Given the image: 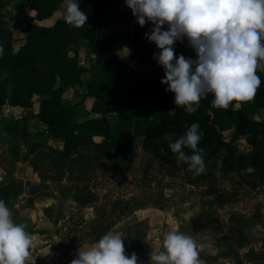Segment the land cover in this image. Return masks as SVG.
Masks as SVG:
<instances>
[{"label":"rangeland","instance_id":"rangeland-1","mask_svg":"<svg viewBox=\"0 0 264 264\" xmlns=\"http://www.w3.org/2000/svg\"><path fill=\"white\" fill-rule=\"evenodd\" d=\"M20 1L4 0L6 17L3 25L6 28L9 25L14 33L15 50L23 41L20 34L26 24L49 23L56 14L63 13L64 7L60 4V11L54 16L38 20L27 6L19 5ZM83 12H90V4ZM9 13L12 18H20L12 20ZM108 13L107 28L135 31L138 23L125 0L109 6ZM144 27L143 35L150 31ZM70 47L77 50L78 63L86 69L81 74L86 84L93 77L92 71H87L93 67V53L81 37ZM129 52V45L116 50L118 55L129 56ZM128 63V85L142 77L155 80L164 73L151 62L129 59ZM82 91L80 85L70 87L64 92L63 99L79 102L78 119L99 115L95 110L96 99L92 95L83 96ZM174 95L171 93L168 98L172 108L176 107ZM104 107L106 123L115 126L117 107L108 102ZM25 113L17 122V130L3 134L0 139L13 148L12 156H9L0 145V162L4 170L16 169L18 172L12 181L19 182L17 186L22 192L17 196L12 194L5 202L13 215L29 207L27 213L32 223L26 231L33 239L31 253L35 264H71L79 248L86 250L109 231L123 232L125 254L131 256L134 252L138 264H149L150 254L162 250L163 235L173 226L196 241L203 264H264L263 183L250 185L241 182L234 171L214 169L208 182L191 181L173 165L160 163L153 152L144 148L143 135L133 127L128 129L126 150L101 151L94 138L67 159L54 161L55 165L48 154L52 147L62 143L56 138L37 137L34 131L46 132V124L38 116L30 117L29 112ZM262 114L264 110L255 117ZM24 125L33 130L28 141L22 130ZM164 139L170 143L171 135H165ZM162 141L157 140L158 149L165 152ZM240 147L244 149L243 145ZM15 156L18 160L13 159ZM213 160L207 157V166L212 167ZM209 182L217 191L233 192L238 199L219 204L215 189L211 190L213 192L207 190ZM76 195L83 199L76 200ZM229 214L233 216L232 220L227 219ZM194 217H200L206 225L195 228ZM215 224L218 225L216 230Z\"/></svg>","mask_w":264,"mask_h":264},{"label":"trees","instance_id":"trees-1","mask_svg":"<svg viewBox=\"0 0 264 264\" xmlns=\"http://www.w3.org/2000/svg\"><path fill=\"white\" fill-rule=\"evenodd\" d=\"M122 1L78 0L82 11L90 4V12L85 13L87 23L75 28L65 22L63 0H21V7L28 5L38 20L54 16L56 11H60V4L64 7L63 13L56 14L49 23L26 24L20 34L23 41L15 50L12 31L3 25L6 13L2 10L4 0H0V45L4 48L0 57V108L5 104L29 106L39 118L52 121L45 123L46 132L42 135L63 142L61 147H52L48 154L50 162L55 165L54 161L67 159L94 138L101 151L126 150L128 129L133 127L143 135L144 148L153 152L160 163L173 165L191 181L208 182L214 169L234 171L241 182L250 185L264 184V149L252 148L259 142L264 146V114L255 117L264 110V71L257 72L261 85L251 102L233 101L228 109H217L211 104L213 95L208 93L201 98L198 110L193 114H187L182 107L172 108L168 102L172 92L166 91L167 86L161 83L164 73L155 80L142 77L130 85L126 81L131 58L141 63L151 62L158 70H164L153 58V54L160 50L142 34L144 26L136 24L132 33L128 29L116 31L106 27L110 18L108 7ZM145 26L152 27L150 22ZM164 27L166 29L167 26ZM78 37L85 40L94 57L93 67L87 70L92 71L93 77L86 84L81 78L86 69L78 63L77 50L70 47ZM124 45L130 46L129 56L116 53ZM174 51L177 56L196 57L187 38L183 43L177 41ZM76 85L83 87V96L92 95L96 99L95 110L99 115L76 118L79 102L63 99L64 92ZM105 102L117 107L115 126H109L104 119ZM192 123H198L203 133L198 148L203 150L205 170L199 175H193L186 163H178L168 148L184 135ZM3 127L15 131L18 125L5 122ZM22 130L27 138L29 131L25 125ZM165 135H171L170 143L164 139ZM159 139H163L161 144L166 148L165 152L158 149ZM183 151L187 155L192 154L191 149L184 148ZM207 157L214 159L212 167L207 166ZM216 159L220 161L216 163ZM212 182L207 185L208 191L215 189ZM17 183L10 181L0 185V199L6 201L12 194L19 195L22 191ZM215 191L219 204L238 199L233 192ZM75 199L83 197L76 195ZM227 219L232 220L233 216L229 214ZM192 224L195 228L206 225L200 217L192 218ZM217 226L214 225L215 230Z\"/></svg>","mask_w":264,"mask_h":264},{"label":"clouds","instance_id":"clouds-1","mask_svg":"<svg viewBox=\"0 0 264 264\" xmlns=\"http://www.w3.org/2000/svg\"><path fill=\"white\" fill-rule=\"evenodd\" d=\"M65 22L83 27L88 17L78 0H63ZM137 23H151L145 38L160 50L153 54L162 66L161 83L174 93V104L187 114L198 110L201 98L211 93L217 109L235 101L254 100L264 71V0H125ZM167 26L166 29L164 26ZM188 45L196 57L177 56L174 44ZM4 48L0 45V57ZM203 133L192 123L169 145L177 162H184L193 175L204 172ZM184 148L191 149L187 155ZM24 223H16L11 209L0 199V264H35L33 239ZM124 233L109 231L86 250L79 248L71 264H138L133 252L125 254ZM161 251L150 254L149 264H203L196 241L173 226L163 235Z\"/></svg>","mask_w":264,"mask_h":264},{"label":"crops","instance_id":"crops-1","mask_svg":"<svg viewBox=\"0 0 264 264\" xmlns=\"http://www.w3.org/2000/svg\"><path fill=\"white\" fill-rule=\"evenodd\" d=\"M26 6L28 8V5H26V4L23 6V8H25ZM2 10L5 12L4 6L2 7ZM8 16H10L12 20H18L20 18V17L12 18L11 13H9ZM8 28H10L9 25H8ZM12 36H13V40H14V33H12ZM13 46H14V41H13ZM131 59H136V58H131ZM32 110H33V108L29 107V106L9 105V104L3 105L0 108V139L3 138V134L9 133V132L14 133L16 131V130L13 131V130H9V129L4 128L3 123L10 121L9 122L10 125L17 124L20 117H24V115L26 114L25 112H29L30 117L34 116L35 114L32 112ZM28 131H29V135L27 138H25L27 141L30 140L33 136V130L28 129ZM34 132L36 133L37 137L39 136V138L44 136V135H42V131H40V130H36ZM60 143L63 144V142L61 140H60ZM0 145L2 146L4 154L10 156L11 152L13 151V148L9 144H7V142H5V141H1ZM61 146L59 145L58 147H61ZM13 159L18 160V157L15 156V157H13ZM17 175H18V172L16 169L10 170V171L4 170L2 168V164L0 162V185H3V184L8 183L12 180H15ZM27 210H29V207L26 210H24L23 212H19L16 215H13L14 221L16 223H24L26 226H28V224L32 223L28 217Z\"/></svg>","mask_w":264,"mask_h":264},{"label":"water","instance_id":"water-1","mask_svg":"<svg viewBox=\"0 0 264 264\" xmlns=\"http://www.w3.org/2000/svg\"><path fill=\"white\" fill-rule=\"evenodd\" d=\"M104 119H105V118H104ZM41 120L44 121V123H52L51 120H48V119H46V118H44V117H41ZM252 148H253V149H260V150H263V149H264V146H262L261 143L259 142V143H257L256 145H254Z\"/></svg>","mask_w":264,"mask_h":264}]
</instances>
